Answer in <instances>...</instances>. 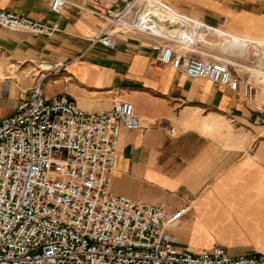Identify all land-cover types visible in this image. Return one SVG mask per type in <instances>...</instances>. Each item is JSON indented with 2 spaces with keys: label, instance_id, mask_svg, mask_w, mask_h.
<instances>
[{
  "label": "crops",
  "instance_id": "0c3cea01",
  "mask_svg": "<svg viewBox=\"0 0 264 264\" xmlns=\"http://www.w3.org/2000/svg\"><path fill=\"white\" fill-rule=\"evenodd\" d=\"M67 1L54 14L47 0H0V11L57 29L51 36L0 29V115H10L21 92L38 84L46 97L65 95L85 112L107 111L113 101L130 103L141 127L121 129L110 191L167 211L188 207L169 229L178 241L172 230L185 225L183 251L197 253L218 245L208 231L218 212L249 196L264 199V113L254 111L240 93L208 80H188L160 65L150 37L117 34L112 50L91 45L104 21L85 0ZM160 1L204 24L208 42L202 36L201 41L209 49L221 44L236 61L232 66L256 61V54L245 58L239 43H264V0ZM247 46V51H258ZM40 61L62 67L38 77L34 70ZM250 80L263 84L254 74ZM213 119L235 123L246 136L260 139L252 151L250 140H213ZM224 249L235 257L257 254L241 247Z\"/></svg>",
  "mask_w": 264,
  "mask_h": 264
},
{
  "label": "built area",
  "instance_id": "2783aa9c",
  "mask_svg": "<svg viewBox=\"0 0 264 264\" xmlns=\"http://www.w3.org/2000/svg\"><path fill=\"white\" fill-rule=\"evenodd\" d=\"M47 1L54 14L68 4ZM85 1L104 21L91 45L112 50L117 34L150 37L160 65L240 93L264 113V94L250 80L255 73L261 82L264 74L262 46L250 66L196 58L193 39L198 27H207L168 4ZM0 29L41 36L57 30L6 11H0ZM174 29H184L185 37L172 36ZM61 67L40 61L34 72L46 78ZM21 94L14 111L0 115V264H264L263 253L232 257L220 246L177 251L169 229L188 207L167 211L110 191L121 129L141 127L130 103L113 101L107 111L85 112L65 95L46 97L41 84Z\"/></svg>",
  "mask_w": 264,
  "mask_h": 264
},
{
  "label": "rangeland",
  "instance_id": "374dc122",
  "mask_svg": "<svg viewBox=\"0 0 264 264\" xmlns=\"http://www.w3.org/2000/svg\"><path fill=\"white\" fill-rule=\"evenodd\" d=\"M200 34L203 40L208 42L204 37L205 32L203 30ZM219 47L215 48L213 43V49H209L204 42L200 41L194 47L195 52L191 53V56L209 61L224 60L230 64L236 62L228 56V53L221 44H219ZM202 53L205 55L202 56ZM256 53L255 50L250 48L244 55L245 58L250 59ZM210 56H213V58ZM255 70L258 71V69ZM3 77L4 75L0 71V78ZM256 86L259 89V93L263 95L264 84H258ZM246 135L247 132L244 129H238L235 123L233 125L224 119H213V140H250L253 141V143L249 144V150L252 151L260 138ZM247 199L227 205L223 211L218 212L216 225L208 229L209 237L218 244L215 246L229 249L241 247L250 253H264V199H257L253 196H249ZM172 233L179 238L176 243V250L183 251L185 245L182 242L187 234L185 225L182 224L180 228L173 229ZM228 255L235 257L236 253L231 251Z\"/></svg>",
  "mask_w": 264,
  "mask_h": 264
},
{
  "label": "bare ground",
  "instance_id": "6f19581e",
  "mask_svg": "<svg viewBox=\"0 0 264 264\" xmlns=\"http://www.w3.org/2000/svg\"><path fill=\"white\" fill-rule=\"evenodd\" d=\"M202 32V29H200L199 27H198V30H197V33H196V35H197V37H196V39L194 40L193 39V42H200L201 41V33ZM171 34H172V36L174 35L175 37H177V38H179V39H181V37H185V34H186V31L184 30V29H174V31H172L171 32ZM195 35V36H196ZM248 44H251L254 48H258L257 47V44H259L260 46H262V53H263V55H264V43H255V42H248V43H245V44H242L241 42L239 43V50L240 51H247V49H248ZM256 44V45H255ZM230 45V44H229ZM228 45V46H229ZM238 45V44H237ZM227 49H228V47H226ZM258 52H259V50H258ZM261 82L264 84V74H262V79H261Z\"/></svg>",
  "mask_w": 264,
  "mask_h": 264
}]
</instances>
